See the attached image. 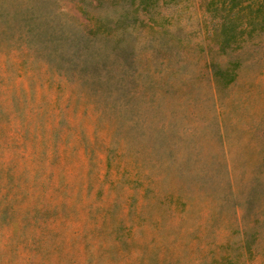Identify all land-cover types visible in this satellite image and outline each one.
<instances>
[{
	"label": "rangeland",
	"instance_id": "rangeland-1",
	"mask_svg": "<svg viewBox=\"0 0 264 264\" xmlns=\"http://www.w3.org/2000/svg\"><path fill=\"white\" fill-rule=\"evenodd\" d=\"M0 264H264V0H0Z\"/></svg>",
	"mask_w": 264,
	"mask_h": 264
}]
</instances>
